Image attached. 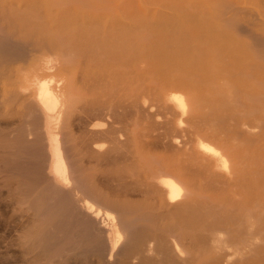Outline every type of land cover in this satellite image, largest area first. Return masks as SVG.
Wrapping results in <instances>:
<instances>
[{"label": "bare ground", "instance_id": "1", "mask_svg": "<svg viewBox=\"0 0 264 264\" xmlns=\"http://www.w3.org/2000/svg\"><path fill=\"white\" fill-rule=\"evenodd\" d=\"M210 1L222 44L227 29L248 37L230 62L218 46L203 54L180 20L163 26L172 12L159 4L125 12L157 22L143 27L106 12L104 99L92 115L64 118L75 106L63 82L22 73L41 134L34 149L0 151L1 264H264V119L232 122L227 110L264 113V37L237 20L240 8L224 12L233 0ZM247 15L264 25V11ZM1 47L25 69L40 62Z\"/></svg>", "mask_w": 264, "mask_h": 264}, {"label": "rangeland", "instance_id": "2", "mask_svg": "<svg viewBox=\"0 0 264 264\" xmlns=\"http://www.w3.org/2000/svg\"><path fill=\"white\" fill-rule=\"evenodd\" d=\"M196 1L190 3L192 5L190 7L187 0H0V32L5 36L0 39L2 41L0 42V151L23 153L25 150L34 149L36 146L30 137L41 134L38 124L41 110L38 109L39 106H35L38 104L33 96L34 87L32 88L30 83L21 81L24 71L29 76L38 79L52 75L55 79L57 78L56 80L60 79L63 82L66 86V93L72 97L68 102L75 106V109L71 107L66 109L64 118L92 115L89 111V104L96 107V103L104 99L103 66L106 50L104 51V48L100 46L101 43H97L100 42V34L104 32L105 13L112 12L113 7L123 11L120 17L129 18L133 23L139 22L143 27L144 22H157L150 16L142 15L140 11H135L131 17H127L125 12H133L140 6L149 11L150 7L159 4V7L172 12L168 20L162 22V25L180 20L182 24H185L183 28H187V36L189 34L194 36L197 47H200L206 56L213 52H209L212 47L217 46L219 47L217 52L223 57L222 62L227 60L230 62L237 55L243 54L245 49L242 42L248 39L247 35L230 32L231 30L227 29L228 41L225 38L227 42L222 44V39L224 40L220 36L222 29L219 28L216 19L206 15L214 13V2L203 0L197 3ZM232 3L234 5L224 12L231 14L236 8H240L237 20L253 22L248 24L250 30L264 37V25L254 24L255 20H250L247 15L249 12L262 14L264 3L256 0H233ZM183 7L185 9L182 11H176ZM174 12L176 14H173ZM166 29L164 27V30L162 28L159 32L169 37L170 32L165 34ZM143 32L148 36L141 38V41L147 38L145 42L149 45L137 40V48L142 45L139 50L144 46L142 52L138 50L141 54L148 51L151 42V35L147 31ZM122 34L128 36L129 33ZM55 35H59L58 41L61 40V42L57 41ZM178 35L175 32L174 37ZM200 39H206L211 45L209 43L198 45L197 40ZM3 44L5 46L12 44L24 52L31 51L29 54L38 55L40 62L37 63L36 68L27 65L25 69L22 57L10 58L4 55L6 49H2ZM58 44L63 57L59 56L60 49L59 51L55 49L59 47ZM194 51L191 48L188 53L193 54ZM54 53L58 56L53 55ZM46 58L54 60L55 63L48 67L43 66ZM260 63L263 62H258L259 65ZM228 66L225 65L226 69L230 68ZM259 74L260 72L257 73L258 76ZM52 86L55 87L56 83L54 82ZM245 104L227 109L232 122H245L250 125L264 119L261 109H250L252 107L248 102ZM1 251L3 252L2 248H0L2 256Z\"/></svg>", "mask_w": 264, "mask_h": 264}]
</instances>
